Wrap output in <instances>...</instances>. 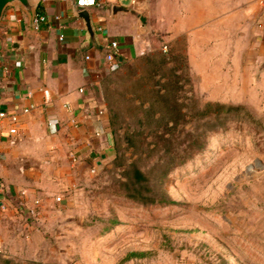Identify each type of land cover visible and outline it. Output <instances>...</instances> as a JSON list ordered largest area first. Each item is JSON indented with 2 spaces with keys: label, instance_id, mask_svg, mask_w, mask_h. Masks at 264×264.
<instances>
[{
  "label": "rangeland",
  "instance_id": "rangeland-1",
  "mask_svg": "<svg viewBox=\"0 0 264 264\" xmlns=\"http://www.w3.org/2000/svg\"><path fill=\"white\" fill-rule=\"evenodd\" d=\"M144 9L154 41L107 79L112 150L48 205L0 208V264H264V111L201 88Z\"/></svg>",
  "mask_w": 264,
  "mask_h": 264
},
{
  "label": "crops",
  "instance_id": "crops-1",
  "mask_svg": "<svg viewBox=\"0 0 264 264\" xmlns=\"http://www.w3.org/2000/svg\"><path fill=\"white\" fill-rule=\"evenodd\" d=\"M33 2L46 16L40 26L20 5L9 6L0 21V110L18 115L17 133L10 132L9 119L0 129L3 210L48 205L49 195L70 183L75 169L112 150L107 79L154 41L145 35L146 23H153L144 8L152 13L159 7L149 30H160L168 42L185 41L187 63L201 88L264 111L263 0H98L88 9L93 35L75 3ZM115 5L139 11L146 21L114 11ZM114 41L119 53L110 64L106 55Z\"/></svg>",
  "mask_w": 264,
  "mask_h": 264
},
{
  "label": "built area",
  "instance_id": "built-area-1",
  "mask_svg": "<svg viewBox=\"0 0 264 264\" xmlns=\"http://www.w3.org/2000/svg\"><path fill=\"white\" fill-rule=\"evenodd\" d=\"M65 2H73L75 5L81 10V9H90L92 7H95L98 4V0H63ZM264 1V0H263ZM46 21V16L44 14L36 15V18L34 20V24L36 26H40L41 23ZM119 53V44L118 42L114 41L111 43V51L107 53L106 60L110 64H114L117 61V55ZM83 91V89H81ZM30 111V108H25L24 112L28 113ZM6 119H9L10 122L13 124V126L10 128V132L12 134L17 133V128L15 127V124L18 121V115L16 113H8L5 110H0V129L3 128L4 122ZM50 125L54 126L56 124L55 120H50ZM72 157L74 160H76L75 154H72ZM58 200H61V197L57 198Z\"/></svg>",
  "mask_w": 264,
  "mask_h": 264
},
{
  "label": "water",
  "instance_id": "water-1",
  "mask_svg": "<svg viewBox=\"0 0 264 264\" xmlns=\"http://www.w3.org/2000/svg\"><path fill=\"white\" fill-rule=\"evenodd\" d=\"M13 5H20L22 9L28 14L30 17L31 23L34 24V20L36 18L37 12V6L33 2V0H0V21L2 20L5 10L9 6ZM117 9H123L125 11L131 12L137 16L141 17V20L145 22V17L140 15V12L137 10H134L132 8H127V7H122L119 5L113 6V10L116 11ZM79 16L85 20L86 27L88 31L90 32L91 35L94 34L93 26H92V21H91V13L88 9H81L79 12Z\"/></svg>",
  "mask_w": 264,
  "mask_h": 264
},
{
  "label": "trees",
  "instance_id": "trees-1",
  "mask_svg": "<svg viewBox=\"0 0 264 264\" xmlns=\"http://www.w3.org/2000/svg\"><path fill=\"white\" fill-rule=\"evenodd\" d=\"M37 14L38 15H41L42 14L41 7L40 6H38V8H37ZM212 106H213V104H211V103L207 104V106H206V108H207L206 114L209 113V108H211ZM214 106L218 107L216 109V112L217 113H221L222 109L224 108V106H222V105H218V106L217 105H214ZM241 108L246 109L244 105ZM197 141H200V140H197ZM204 145H205V136H202V141L199 142L198 149H203L204 148ZM192 155H193V152L189 151L187 153V155L184 156L183 160H181V162L182 163L185 162L188 159V157H191ZM133 178L136 179V180L138 178L141 181L142 179H145V175L143 174V172L140 169L134 168ZM168 202H170V201L168 199H166V198H163L162 200H160V203H168ZM133 255H137V254L136 253H133Z\"/></svg>",
  "mask_w": 264,
  "mask_h": 264
}]
</instances>
